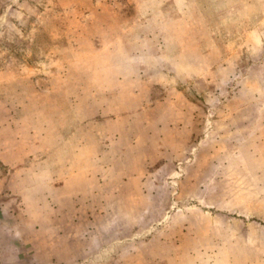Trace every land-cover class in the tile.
I'll return each mask as SVG.
<instances>
[{"label":"rangeland","instance_id":"374dc122","mask_svg":"<svg viewBox=\"0 0 264 264\" xmlns=\"http://www.w3.org/2000/svg\"><path fill=\"white\" fill-rule=\"evenodd\" d=\"M256 2L0 0V116L7 121L11 108L13 120L31 123L47 108L45 104L65 99L77 109L78 124L88 127H80L79 133L85 136L86 130L87 135L93 131L95 146L105 150L118 132L121 142L133 140L140 125L157 116L159 126L167 131L162 116L183 111V118L173 117V135L166 138L164 131L157 129V138L163 140L159 138L151 149L156 158L141 162V167H151L153 174L141 181V206L126 208L125 222L109 235H141L137 239L142 244L150 235L162 239L165 235H226L220 241L221 250L231 251L233 263L245 264L255 253L234 247L246 244L247 235H264L263 186L261 193L248 192L252 176L229 174L236 166L241 172L247 146L242 143L233 153L223 152L217 161L220 168L211 171L210 179L206 170L202 176L205 199H198L199 193L184 183L183 176L190 171L194 180L193 173L196 175L190 157L198 137L227 145L229 129L213 121L250 118L258 105L262 108L264 48L249 45L262 39L263 11L257 9L252 17L254 33L248 44L233 49L229 48L230 37L241 41L245 36L236 29L229 32L230 17L224 15L238 10L237 18H241L243 10L257 8ZM216 11L224 14L214 15ZM166 71L171 76L163 79ZM135 73H140L137 78ZM136 87L148 91L147 102L156 105V114L135 111L145 106L140 100L134 102ZM247 95L260 101L250 104ZM259 118H264L262 112ZM121 142L103 161L114 163V169L128 163L126 158L118 161L124 148ZM185 145L187 152L182 150ZM151 153L148 149L147 154ZM188 155V160L183 159ZM117 179L111 176L109 184ZM255 179L264 185L263 176ZM120 185L130 186L125 194L132 202L134 195L129 191L133 184L128 177ZM239 187L242 190H234ZM80 197L86 200L90 195ZM221 258L222 264L230 259L224 254Z\"/></svg>","mask_w":264,"mask_h":264},{"label":"crops","instance_id":"0c3cea01","mask_svg":"<svg viewBox=\"0 0 264 264\" xmlns=\"http://www.w3.org/2000/svg\"><path fill=\"white\" fill-rule=\"evenodd\" d=\"M256 1L257 8L254 11L250 8L243 10L241 18H237L238 10H231L228 14L222 11L214 13L229 15V32L233 33L236 29L245 36L241 41L238 37H230L233 40L230 49L248 44L254 33L252 17L257 9L263 11L264 19V0ZM223 21L226 20L221 23ZM261 34L262 39L252 40L255 42L250 47L264 48V30ZM139 74L135 73V78ZM169 74L166 71L163 79H168ZM142 91L136 87L133 98L136 104L140 100V105L145 106L135 111L145 114L155 112L156 105L147 102L148 91ZM248 98L251 99L247 100L248 103L253 105L260 101L255 96L249 95ZM44 106L47 108L40 110L38 119H32L31 123L13 120L11 108L10 114H6L7 121L0 116V264H222V254L226 259L230 258L227 264H235L230 257L233 256L231 251L223 252L220 247V241L226 235H182L181 238L165 235L164 239L159 238L161 235H150L144 244L137 239L141 235H109L111 229L125 222L126 208L141 206L144 193L141 181L147 175L149 179L153 176L151 167L145 165L142 168L141 162L156 158L151 149L159 138L163 140L162 137L157 138V129L164 131L166 138L173 135L176 131L173 117L183 118V111L175 116L172 112L162 116L166 126H169L167 131L159 126L157 116L141 124L140 133L133 136V140L121 142L118 132L117 137L115 134L114 139H108L111 146L99 150L93 141V131L88 136L87 125L78 124L77 109L73 108L72 102L55 99L53 104ZM257 107L260 108L259 105ZM261 107L253 110L250 118L213 121L229 129L227 145L210 143L206 138L198 137L192 156L183 158H194L193 166L197 168L196 175L193 173L194 180L190 179V171L183 177L184 183L194 186L192 191L199 193V200L202 197L205 199L207 193L205 179L202 180L206 170H209L210 179L211 171L220 168L217 161L221 160L223 152L233 153V149L242 143L247 146L243 168L239 173L236 166L229 174L252 176L253 182L248 183L251 187L246 188L248 192L261 193V186L264 190V185H259L255 179L257 176L264 177V118H259L261 112L264 114V100ZM80 127L87 129L85 136L79 133ZM239 137L243 142H239ZM83 138L85 142H82ZM120 142L124 148L120 150L118 161L126 158L128 163L114 169V163L109 165V162L103 161L114 145ZM186 147L183 146L182 150L186 151ZM148 149L150 155L147 154ZM255 161L259 164L255 165ZM111 176L118 178L116 183L109 184ZM127 177L133 184L129 191L134 195L132 202L125 194L130 186L120 185L122 181L126 183ZM82 186L89 187L83 189ZM200 192H204L203 195ZM80 194H89L90 198L85 200ZM232 197L234 194L228 198ZM261 200H264V195ZM121 213L124 215L121 216ZM235 237L232 236L233 239ZM246 238L249 242L234 247L255 253V258L245 264H264V235H247ZM235 255H240L238 250Z\"/></svg>","mask_w":264,"mask_h":264}]
</instances>
